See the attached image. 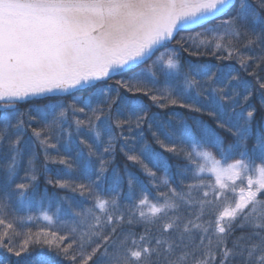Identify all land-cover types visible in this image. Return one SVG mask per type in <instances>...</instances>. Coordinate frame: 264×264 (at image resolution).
<instances>
[{
  "label": "snow or ice",
  "instance_id": "snow-or-ice-1",
  "mask_svg": "<svg viewBox=\"0 0 264 264\" xmlns=\"http://www.w3.org/2000/svg\"><path fill=\"white\" fill-rule=\"evenodd\" d=\"M0 250L264 264V0H0Z\"/></svg>",
  "mask_w": 264,
  "mask_h": 264
},
{
  "label": "trees",
  "instance_id": "trees-1",
  "mask_svg": "<svg viewBox=\"0 0 264 264\" xmlns=\"http://www.w3.org/2000/svg\"><path fill=\"white\" fill-rule=\"evenodd\" d=\"M199 30V29H197ZM188 33H183V35H187ZM187 46V45H186ZM171 47V46H169ZM163 50V49H161ZM201 52H204L205 54L200 56V57H193L194 60L200 62V63H204V62H208V61H211L212 63H216L217 61L215 60V58L209 54V52H206L205 49L203 47H201ZM159 54V53H157ZM234 63V61H233ZM77 95H79L80 93H76ZM85 95L87 94L86 92L84 93ZM63 95H67V94H63ZM43 101L42 100H34V99H29L27 102L25 101H21L18 103L17 107H19L21 110H27L30 106V104L32 103H42ZM153 110H157V109H153ZM176 111V112H180L184 115H187V111L184 110V109H180V108H175V109H168V110H160L161 112H164V111ZM177 119H179V117H177ZM43 160H44V157H43V153L40 152V155H39V158L38 160L36 161L37 163V167H40L42 166L43 164ZM117 165L121 166L123 165L124 163V160H123V157L122 155H118L117 156V161H116ZM170 163L173 165V169L172 171L175 172V165L177 163H180V164H183L184 162L183 161H177L175 158H170ZM23 165L26 166L27 165V157L24 158V162H23ZM59 167H61L60 165H53V164H49V168L51 170V173L52 175H55V171L56 169H58ZM129 171L137 174L140 176V178L144 181L145 184H148V177L146 175H144L143 173L140 172L138 166H133L131 164H129ZM159 174H162V173H159ZM21 175H23V171H21ZM126 190V189H125ZM153 193H155V189L152 190ZM160 191H165L164 188H161ZM126 203V201H121V204H124ZM47 204L45 205V208L47 209ZM54 207L52 209L49 210V214H51L52 211H54ZM34 214H38V211L37 213H34ZM47 222L43 221V219L41 218V220L39 221H35L33 223H30V224H27L26 227L23 229L24 231L27 230V228H31L33 231H36L37 227H43L46 225ZM135 230L137 232H142L143 231V225H137ZM20 240H23V237H19L18 238V242ZM36 252H39V249H36L35 250ZM7 254L3 251V250H0V260L4 259V257L6 256ZM59 259V258H58Z\"/></svg>",
  "mask_w": 264,
  "mask_h": 264
}]
</instances>
